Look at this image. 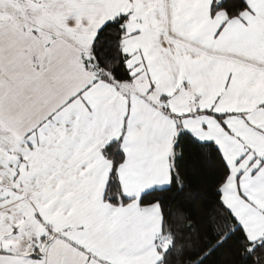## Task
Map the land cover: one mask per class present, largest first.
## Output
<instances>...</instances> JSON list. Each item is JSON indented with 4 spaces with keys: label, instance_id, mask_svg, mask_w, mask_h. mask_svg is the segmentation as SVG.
Wrapping results in <instances>:
<instances>
[{
    "label": "crops",
    "instance_id": "crops-1",
    "mask_svg": "<svg viewBox=\"0 0 264 264\" xmlns=\"http://www.w3.org/2000/svg\"><path fill=\"white\" fill-rule=\"evenodd\" d=\"M212 1L23 0L16 5L22 9L20 17L13 18L12 31L0 37V115L11 134L5 142L12 149L11 155L0 149V197H8L0 206L12 205L13 215H21L15 223L23 235L14 250L26 254L33 243L43 249L40 235L52 240L60 233L67 239H58L49 254L62 264H83L89 252L104 256L108 237L99 225L91 227L111 169L101 149L119 136L129 102L144 129L152 130L142 148L151 158V171L130 182L129 162L121 164L117 174L126 194L139 198L143 188L168 182L167 157L178 123L196 139L216 144L231 170L221 186L223 204L251 238L264 236V184L253 188L255 178H250L264 160V109L257 110L264 103V71L208 54L216 44L212 34L228 18L224 10L212 18ZM260 7L264 12V4ZM120 15L127 17L121 48L129 57L125 64L131 78L125 83L101 78L85 64L98 30ZM246 31L234 19L221 36ZM257 42L249 43L255 47ZM254 58L264 60V55ZM230 71L244 75L234 76L225 89ZM250 80L255 83L249 87ZM41 121L46 123L32 132ZM29 132L31 149L25 142ZM37 136L41 144L35 143ZM17 153L24 155V162ZM241 169L246 171L240 189L252 203L237 190ZM261 173L264 166L257 176ZM6 215L0 213V225L11 232V223L4 224ZM153 220L154 234L165 245L158 211ZM78 224L87 226L79 230ZM154 258H159L155 249L146 264H154Z\"/></svg>",
    "mask_w": 264,
    "mask_h": 264
},
{
    "label": "snow or ice",
    "instance_id": "snow-or-ice-1",
    "mask_svg": "<svg viewBox=\"0 0 264 264\" xmlns=\"http://www.w3.org/2000/svg\"><path fill=\"white\" fill-rule=\"evenodd\" d=\"M23 0H0V37L9 34L13 28V18L19 19L22 9L17 7ZM35 2V0H33ZM229 0H213L212 7L216 10L223 8L227 14V19L223 20L219 27L216 28L212 34V40L216 42L212 49H208L209 55L222 56L227 59L236 61L239 65H251L257 70L264 71V60L255 59L254 55H264V12L261 11V5L264 4V0H253L252 3L249 0H240V11L245 12L246 16H241L236 13L235 16L232 12L235 8L233 4L232 8L227 7ZM8 6L13 7V11L7 10ZM126 16H122L121 19H126ZM212 18H216V11L212 12ZM239 19L240 23L247 29L246 32L235 34L232 37H222L221 33L224 32L229 21ZM119 24L120 20L114 22ZM107 26V25H106ZM123 31V30H122ZM138 31V30H137ZM171 34V33H170ZM257 40L255 47L249 42ZM125 58L127 54H124ZM121 66L123 63L121 62ZM130 70H125V76L128 75ZM243 72L239 74L234 71L228 72L227 82L225 83V89H228L229 84L233 83L234 76L237 79L242 78ZM119 78V77H117ZM255 83V80L249 81V87ZM220 97H217L219 101ZM264 109V103L257 105V110ZM50 119V118H49ZM46 121H41L36 128L32 129V132H36L37 128H41ZM51 127V126H49ZM29 132L25 135V142L31 149L33 146L32 141L27 140V136L31 135ZM152 135L151 129H144L143 122L138 119L132 110L131 102L128 105V111L123 115L122 125L119 129V136H113L105 146L101 149L102 153H107L109 158L112 159V171L109 174V181L105 186V191L101 200L102 207L96 213V220L91 225L95 228L99 225L106 233L109 241L108 250L104 256H97L94 253L89 252L87 259L83 264H90V262L98 261L99 264H146L145 257L155 249V253L159 256L158 259L154 258V264H173L174 257L170 255L177 243V239L173 238L172 243L164 247L163 241L154 234V220L157 211L161 218V234H163V222L172 216L170 205L166 202L168 200L174 201L180 195L179 191H176L175 195L168 196L155 195L157 192H173L175 189L183 190L185 187L182 183L178 182L180 172V162L183 159V154H175V149L180 143V137L187 135L186 132L179 133L175 137V142L172 145L173 154L168 156L167 159L170 162L169 166V180L166 184H153L143 188L139 192V198L136 195H128L123 190V184L116 172V169L128 161L129 174L128 179L130 182H134L141 174H147L151 171V158L145 156L142 151L143 146L149 143V137ZM11 134L8 129L3 126V116L0 115V149L12 154V149L8 143L5 142V138H10ZM154 138V137H153ZM36 144H41L40 138L34 137ZM55 143V140H53ZM194 140V146H195ZM23 147V144L20 145ZM19 155V162H24V155ZM249 162V166L255 162ZM0 160H3V155L0 153ZM199 157L192 159V164H196ZM19 162L16 165V176L20 175ZM239 161H237V164ZM8 166L12 167V162H8ZM264 166V160H261V165L254 168L250 173V178H255L252 181L251 187H257L264 184V173L257 176L260 172V167ZM26 165V169H27ZM81 166V170L83 169ZM0 168H3V163H0ZM225 168L229 171L228 165L225 162ZM246 169H241L236 173L237 190L241 194L242 198L248 201L247 196L243 195V190L240 189V178L244 175ZM115 178V179H113ZM227 177H225L226 179ZM13 180L16 177L12 178ZM15 191V190H14ZM114 192L119 193V197L114 195ZM217 195H222L221 191H217ZM4 199L8 197H0V204ZM252 203L251 201H248ZM221 206L223 201H221ZM255 207V204L252 205ZM226 207V206H225ZM229 214L232 215L233 220L236 219L231 209H227ZM0 213H6L4 224L11 223V232L0 225V264H29L31 261H40V264H62V261L54 256H50V251L57 247L58 239H67L61 237L60 233L55 234L52 240H48L47 236L40 235L39 240L44 244L41 249L39 244L33 243L32 248L26 253L22 254L21 251L14 250L15 242L22 236L20 226L15 222L21 218L20 214L13 215V206L4 205L0 206ZM36 217L41 219L40 214L37 212ZM11 217V221L7 219ZM87 225L78 224L77 228L83 230ZM69 229H64L68 231ZM49 228V233H51ZM239 232L243 237V240L236 237V233ZM152 233V235H149ZM151 243H148V240ZM218 240V238H213ZM32 240L35 241L36 237L33 236ZM232 241L231 248L239 249L235 254L242 258V264H259L260 257L254 256L258 251H264V236H259L255 239L251 238L248 232L245 230L243 224L237 223L235 229L232 230L228 236L222 240H218L213 246V241H206L207 251L201 249L200 253H192L198 257L199 264H216L215 260L209 259L210 256L217 254L218 250L223 249V246ZM11 241V243H9ZM46 242V243H45ZM75 245L73 241H68ZM83 251V248H81ZM203 253V255H201ZM179 254L177 253V256Z\"/></svg>",
    "mask_w": 264,
    "mask_h": 264
},
{
    "label": "trees",
    "instance_id": "trees-1",
    "mask_svg": "<svg viewBox=\"0 0 264 264\" xmlns=\"http://www.w3.org/2000/svg\"><path fill=\"white\" fill-rule=\"evenodd\" d=\"M233 4H235V8L232 15L240 14V0H229L226 6L232 8ZM212 5V12L224 10L223 8L216 10ZM122 16L124 15L109 21L120 20L119 24L107 22L98 30L90 47V61L85 63L101 78L118 83L128 82L131 78L129 72L125 76V70L128 68L125 64L127 58H125V53L121 48V41L125 35V19H121ZM121 62L123 66H121ZM177 126L178 130L175 137L179 133H187V135L180 137V143L175 149L176 155L183 154V159L179 165L178 182L185 187L182 191L177 188L171 193L160 191L155 194L172 196L175 195L176 191L180 193L174 201L168 200L166 202L170 205L172 216L163 222V235L166 238V244L162 246H169L173 238H176L177 243L170 254L174 257L173 264H199L198 257L192 253H200L201 249L207 251L206 241L212 240L214 246L218 240L224 239L236 228L237 221L236 219L233 220L224 204L221 206V195H217V191H221V186L227 180L225 177L229 175L219 148L211 141L196 139L188 131L179 128L178 123ZM172 154L173 148L171 147L170 155ZM102 155L110 163L111 172L112 159L107 153H102ZM196 157H199L198 162L192 164V159ZM108 181L109 175L106 184ZM113 194L119 197L118 192ZM214 237L218 240H214ZM236 237L243 240L239 232L236 233ZM160 240L162 241V239ZM231 245L232 241L229 240L223 249L218 250L217 254L210 256L209 259L215 260L216 264H242V258L235 254L239 249H232ZM254 256H259V264H264V251H258Z\"/></svg>",
    "mask_w": 264,
    "mask_h": 264
},
{
    "label": "rangeland",
    "instance_id": "rangeland-1",
    "mask_svg": "<svg viewBox=\"0 0 264 264\" xmlns=\"http://www.w3.org/2000/svg\"><path fill=\"white\" fill-rule=\"evenodd\" d=\"M149 254H151V252ZM149 254L145 257V261H148Z\"/></svg>",
    "mask_w": 264,
    "mask_h": 264
}]
</instances>
